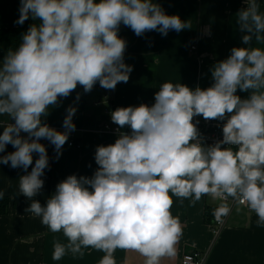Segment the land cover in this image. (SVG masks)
<instances>
[{
  "label": "clouds",
  "instance_id": "obj_1",
  "mask_svg": "<svg viewBox=\"0 0 264 264\" xmlns=\"http://www.w3.org/2000/svg\"><path fill=\"white\" fill-rule=\"evenodd\" d=\"M245 3L236 23L248 46L233 47L212 67L210 87L164 82L153 105L116 108L111 121L131 132L97 146L93 176H67L42 205L33 199L49 167L40 140L54 146L58 159L76 127L75 107L66 109L64 131L43 122L49 109L78 86L87 93L97 82L106 90L128 82L133 69L124 62L121 24L137 36L148 31L166 36L191 25L167 15L153 0H20L15 23L22 25L30 16L40 23L29 26L0 65V117L14 121L0 122V153L9 144L15 149L0 156V164L27 172L38 155L31 172L19 177L18 194L31 201L26 213L66 238L53 242V261L69 254L83 258L87 249L103 253L98 264H117V249L138 253L143 264L175 257L183 225L172 214L173 197L193 206L205 195L220 201L212 211L216 222L230 214L231 198L264 227V48L253 46L254 40L264 44V12L258 0ZM238 89L249 92L248 98L237 95ZM201 115L226 120L223 139L212 146L202 145L193 122ZM4 196L0 189V200Z\"/></svg>",
  "mask_w": 264,
  "mask_h": 264
},
{
  "label": "crops",
  "instance_id": "obj_2",
  "mask_svg": "<svg viewBox=\"0 0 264 264\" xmlns=\"http://www.w3.org/2000/svg\"><path fill=\"white\" fill-rule=\"evenodd\" d=\"M164 9L167 15H178L191 27L180 32L169 31L166 36L157 31L145 32L137 36L129 27L121 24L119 36L127 42L124 62L132 67L127 83L120 82L114 90H106L97 82L90 92L85 93L78 86L67 98H61L59 105L51 107L43 122L58 131H64L63 120L66 109L76 108L73 116L75 141L79 147L69 146V136L57 159L55 148L46 139L49 167L41 179L44 186L33 199L42 205L54 194L56 185L69 175L91 178L99 167L95 162L97 146L114 144L119 135L103 130V124L111 120L110 113L118 107L139 106L155 103V93L164 82L181 83L191 89L199 86L206 89L214 82L212 67L226 59L233 47H247L242 41L245 34L239 30L236 14L246 8L245 0H153ZM264 12V0H258ZM20 0H0V29L28 27L39 24L38 19L29 17L22 25L19 19ZM253 46L264 48V44L253 41ZM195 47V49H193ZM8 51H0V65ZM77 93L80 99L77 100ZM242 99L249 92L237 90ZM195 118V117H194ZM0 122L14 123L7 117ZM194 122V119H193ZM130 133L127 126L121 129ZM3 126L0 124V134ZM26 137V133H21ZM15 149L6 146L0 156ZM37 154H33V165L27 172L22 168L13 169L0 164V189L11 199L8 213L0 215V264H98L103 253L87 249L83 258H73L70 254L60 261L52 260L53 242L57 239L66 242L61 233H52L25 212L31 201L18 194L21 175L31 172ZM172 214L179 216L183 225V236L176 245V256L162 258L161 264H181L184 254L200 251L207 254L205 264H264V227H257V216L245 207H236L230 214L220 236L215 239L207 216L218 206L205 195L194 206L185 199L183 203L173 197ZM237 208L240 210L237 211ZM117 264H143V257L135 252L117 249Z\"/></svg>",
  "mask_w": 264,
  "mask_h": 264
},
{
  "label": "built area",
  "instance_id": "obj_3",
  "mask_svg": "<svg viewBox=\"0 0 264 264\" xmlns=\"http://www.w3.org/2000/svg\"><path fill=\"white\" fill-rule=\"evenodd\" d=\"M193 49H195V47H193ZM194 123H196V127L199 131L201 143L203 146L205 147L212 146L217 141L223 139L222 128H223V124L226 123V120L225 121L205 120L201 115V116H196L194 118ZM103 130L110 132V133L117 134V135H119V132L122 131L121 128H119V126L113 123L111 120L106 121L103 124ZM68 145L73 146V147L80 146L79 143L75 141L74 133L69 135ZM222 147L223 148L233 147V150H235V146L222 145ZM227 203L231 206V209H232L230 214L236 207L242 206V207L247 208L244 205H237L235 202L232 201L231 198H229ZM230 214L224 217L222 222H216L214 217L212 218L211 228H212L213 236L215 237V239H217L220 236L221 231L223 227L225 226ZM206 258H207V254L205 253H202L200 251H191L183 255V257L181 258V264H205Z\"/></svg>",
  "mask_w": 264,
  "mask_h": 264
},
{
  "label": "trees",
  "instance_id": "obj_4",
  "mask_svg": "<svg viewBox=\"0 0 264 264\" xmlns=\"http://www.w3.org/2000/svg\"><path fill=\"white\" fill-rule=\"evenodd\" d=\"M27 30L28 27L0 29V51L17 49L22 42V34ZM11 205V199L7 196H4V198L0 200V215L8 213ZM208 215H210V217L213 216L212 212H209L207 209V216Z\"/></svg>",
  "mask_w": 264,
  "mask_h": 264
},
{
  "label": "rangeland",
  "instance_id": "obj_5",
  "mask_svg": "<svg viewBox=\"0 0 264 264\" xmlns=\"http://www.w3.org/2000/svg\"><path fill=\"white\" fill-rule=\"evenodd\" d=\"M109 121V120H108Z\"/></svg>",
  "mask_w": 264,
  "mask_h": 264
}]
</instances>
